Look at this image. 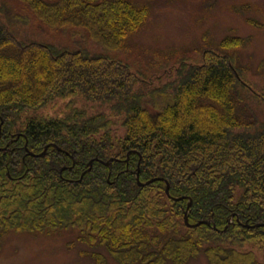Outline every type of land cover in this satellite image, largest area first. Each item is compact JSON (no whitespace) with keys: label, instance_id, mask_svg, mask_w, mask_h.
Listing matches in <instances>:
<instances>
[{"label":"trees","instance_id":"16d2710c","mask_svg":"<svg viewBox=\"0 0 264 264\" xmlns=\"http://www.w3.org/2000/svg\"><path fill=\"white\" fill-rule=\"evenodd\" d=\"M151 1L0 0V240L68 231L119 264H264L241 251L264 256V94L259 116L232 64L244 40L139 79L127 56ZM34 23L80 40L22 36ZM59 99L65 116L40 115ZM190 202V223L211 225L186 227Z\"/></svg>","mask_w":264,"mask_h":264},{"label":"rangeland","instance_id":"374dc122","mask_svg":"<svg viewBox=\"0 0 264 264\" xmlns=\"http://www.w3.org/2000/svg\"><path fill=\"white\" fill-rule=\"evenodd\" d=\"M150 5L152 13L147 24L131 40L133 49L127 61L133 64L132 72L139 79H146L167 69L164 74L171 71L169 75L174 79L182 61L187 66L199 65L204 60V51L211 46L228 37L241 38L243 47L235 51L236 61L232 64L238 67L246 85L253 89L256 98L246 100L260 116L256 108L264 94V0H152ZM20 32L22 36L33 35L38 42L66 45L80 40V37L73 38L71 29L55 36L37 23L20 28ZM89 46L94 51H102L93 43ZM111 55L126 58L119 52ZM161 64L165 68L159 70ZM170 67L175 69L172 71ZM68 102L56 100L39 113L44 117L65 116ZM78 235L68 231L33 234L11 230L0 240V264H119L104 247H91L77 240ZM256 246L252 241L241 251L256 253L260 263L264 256ZM94 251H98L105 262L92 255ZM184 264L210 263L201 253Z\"/></svg>","mask_w":264,"mask_h":264},{"label":"water","instance_id":"95a60500","mask_svg":"<svg viewBox=\"0 0 264 264\" xmlns=\"http://www.w3.org/2000/svg\"><path fill=\"white\" fill-rule=\"evenodd\" d=\"M1 129H2V127L0 126V135H1ZM46 151H47V148H45L44 152H43L42 154H40V155H37V156H36V155H34V154H32V153H29V155H30V156H35V157H43V156L46 154ZM111 162H112V161H109L108 163H106V165L110 167ZM91 165H92V163L90 164V167H91ZM137 175H138V174H137ZM138 178H139V177H138ZM156 180H157V179H153V180H151V181H149V182L141 183V182L139 181V179H138V184H139V186L144 187V186H148L149 184L155 182ZM164 182L166 183L165 192H166L167 196L170 197V188H169V185H168V183H167L166 181H164ZM174 200H180V199H176V198H175ZM190 207H191V202L188 204L187 209H186L185 214H184V221H185V225H186L187 227H189V228H196V227L200 226L201 224H204V225H211V223H210L209 221H207V222H205V221H204V222H199V223H196V224H190V223H189V210H190ZM259 226H261V225L258 224V225H256V226H254V228H257V227H259Z\"/></svg>","mask_w":264,"mask_h":264}]
</instances>
